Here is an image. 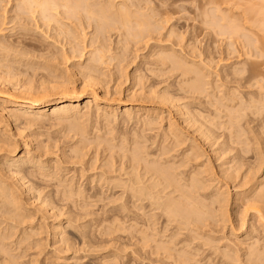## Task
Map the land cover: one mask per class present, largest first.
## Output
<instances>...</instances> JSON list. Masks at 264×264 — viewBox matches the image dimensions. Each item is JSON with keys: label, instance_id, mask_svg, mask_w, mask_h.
Segmentation results:
<instances>
[{"label": "rangeland", "instance_id": "1", "mask_svg": "<svg viewBox=\"0 0 264 264\" xmlns=\"http://www.w3.org/2000/svg\"><path fill=\"white\" fill-rule=\"evenodd\" d=\"M246 1H241L242 4H245L240 3L242 6L240 5L241 7L238 6V8L241 9L233 8V6H220V9H216V6L209 5L207 0H126L125 2L133 3L137 7L143 5L145 7L146 4L148 8L152 7L154 12L151 9L149 11L147 9L138 10V8L131 10L142 12L147 16L153 13L151 16L154 15V18H157L152 19V25L162 28V31L160 30L155 36L151 34L153 40L145 39L144 41H131L122 34L123 31L119 32L117 28L111 29V31L108 29L107 33L97 34L94 23H92L93 25L87 23L84 25L77 21L74 22L75 20H69L71 21L69 22L63 19L73 31L75 30L74 34L77 35L78 41L81 43L82 56L78 57V53L71 54L69 45L57 42L54 31V28L57 27L54 23H51L50 27L44 28L42 23L36 25L35 22L34 24L32 22L27 25L25 18L21 19V22L19 20V23L16 18L15 1L0 0V30H4L0 32V58L27 60L26 63L23 62V64H27L26 66L16 65L24 70L14 77L17 80L16 84L18 81H21L20 84L28 81L37 86L43 83L51 86L50 84L54 81L52 79L59 73L57 81L70 78L79 89L84 77L82 74L86 73L85 69L88 67L87 59L96 49L106 47L103 49L104 54L106 53L104 63L97 69L102 81V86L98 87L99 96L103 99L101 108L99 107L100 111L96 113L97 109L93 107L92 115L90 114L89 118L83 117L86 113L85 100L81 103V110L75 116L81 117L77 122L85 127V130H88L84 135L86 140H90V143H87L88 149H85L87 155L83 152L85 161L83 160L84 163L82 161L83 164L79 163L80 165L77 166L71 165L69 162L68 164L66 160V163L59 164L58 167L54 163L51 164L50 168H52L47 173L53 174L56 177L55 180L58 181H54L56 184L52 182V187L49 189L41 190V197L46 194L54 196V192H56L54 188L59 182L64 181L66 184H70L72 181L74 185L77 183V186L79 184L85 188L82 189L86 191L84 195L96 196L98 194L97 197L100 195L101 199L110 196L109 201L102 199V202L95 203V206L86 205L85 209L88 210H84V203L65 202L63 204V202L55 200L56 205L50 203L49 207L52 208L54 205L55 212H59L60 218L56 217L43 222L41 221L43 210L39 207L41 201L34 202L33 200L32 202L29 196L23 194V207L26 211L28 210L29 214H33L31 215L32 219L34 217L30 224L33 222V227H37L40 223H46L44 234L41 235L43 254L40 252V248L26 250L27 244H22L20 248L18 241L23 236L20 230L13 238L6 240L9 234L6 232L9 230L6 229V231L3 225L0 226V238L5 236V240L0 243L7 246H4V248H8L7 255L16 257L17 264H31L32 262L34 264H254L250 262V259L247 260L249 258L247 255L251 251L255 252L253 251L255 249L259 252L262 249L264 251V204H258L262 208L263 217H261L257 210L251 208L253 203L247 201L255 196L257 190H264V48H262L264 40L260 39L259 35L261 34L257 33L253 22L247 21L251 20V17L248 15L250 12L246 13L247 7L245 6L250 4H246L248 3ZM116 2L120 3L124 0H116ZM245 8L246 10H244ZM219 10L220 14L217 13ZM227 10L230 12H227V16H225ZM211 15H213V19H211ZM221 15L224 19H221ZM225 17H229V19ZM208 20L211 22L209 23ZM215 20L217 21L214 23ZM3 21L5 22L3 23ZM20 24L26 25V31L21 30ZM169 30L175 32L171 38ZM230 30L231 32H229ZM24 35H26V42L36 46L35 50L19 45L18 39L24 40L22 37ZM96 42L98 43L96 44ZM191 49L195 54L191 52ZM170 50H173L175 56L179 57L175 58L178 62L174 61L177 63L176 66L172 65V60L164 64L163 61L156 58L159 51L170 52ZM191 54L192 56H190ZM51 58L55 61H49ZM48 61L52 62L51 68ZM45 62H48L47 65ZM81 68L85 69L81 70ZM55 70H57L56 73ZM78 70H81L82 74ZM191 72L194 74L201 72L198 74L202 75V78L204 77L203 80L200 78L201 76L200 79L199 75L197 76L199 80H203V83L201 82L202 90L198 93L193 92L188 86L193 82L192 80H196L197 73L194 75ZM20 92L16 91L17 94ZM165 97L171 98L170 103L165 101ZM121 102L127 103L128 109H131L134 114L132 118L134 120L128 124L121 122L124 120V107L119 109L116 116L107 114L105 117L103 115L106 110L105 105L110 104L115 109L119 107V104L123 105ZM183 110L185 111L183 112ZM46 112L47 115L39 116L42 121L39 124L32 125V128L23 127L24 134L25 136L34 134V140L38 139L34 143L50 141L49 145L58 146L59 148H55L49 157L54 159L56 156H60L63 159V154L70 152L69 150L74 148L76 142L81 141L82 138L77 136L71 139L74 132L71 130L70 122L67 123L65 118L64 121L63 118L62 120L56 116L50 117L51 110H46ZM160 116H162V120L159 119ZM114 117L118 120L116 123L113 122ZM110 121L113 122V126L107 127ZM149 121L154 122L155 127L147 126ZM170 123L175 125L177 131L170 129ZM113 128L116 129L111 133ZM70 131L71 134L68 135ZM95 136L102 140L105 138L104 143L100 140L101 146L95 144L98 141ZM19 140L22 141L21 137ZM107 141L114 146L113 150L108 149ZM135 142L136 146H140L142 149H139L140 153L143 152L142 159L147 156L143 163L147 162V159L151 163L152 160H155V162H161L164 167H172L170 170L174 168L172 174L174 176L175 173L176 179L182 184L188 182L193 172H197V177L204 183L203 189L198 190V193L194 189H189V191L191 190L189 193L199 204L206 206V218L209 217L207 220L209 226L206 225L207 228H205L206 226L205 229L202 228L204 231L200 232L201 230H195L194 227H191V231L193 230L195 233L186 230L180 231L176 223L168 221L160 212L151 211L150 208L145 207V203L144 206V204L131 200L123 199L121 201L122 199L117 198L121 197V190L113 189L114 192H112L107 185L104 186L103 181L100 182L102 171H107L109 168L111 171L112 168V171L115 172L123 168L121 161L124 164L127 162L124 155L129 152ZM33 148H35L34 145ZM121 148L124 149V152L120 150ZM125 151L128 152L125 153ZM106 155L112 159L109 161L111 164L110 167H104L102 170ZM121 158L126 161L124 162ZM54 160L56 162V159ZM143 163H141L140 169L144 167ZM176 165L179 168L182 167L179 169ZM72 167H75L78 172H73ZM124 167L126 168L127 165ZM94 168L96 169L94 170ZM81 170H85L84 175ZM119 170L113 175L118 176ZM201 171L207 173L204 174ZM80 173L83 178H80L82 176ZM61 190L62 188L58 189V191ZM115 197L117 199V201L114 200L115 202L110 199ZM212 199L217 204H212ZM57 203L61 204L57 205ZM247 204L250 206H246ZM89 207L91 208L89 209ZM54 224L63 226V230L66 231L65 235L63 234L64 237L71 239L68 244L60 243L59 239L62 236L55 234ZM145 226L152 228L150 227L149 231ZM119 229L121 230L119 231ZM139 230L145 232L146 235L149 233L147 236L150 237H148L150 244H148L149 246L146 244L148 248L146 245V248L143 247ZM164 231L165 233H163ZM196 231L198 232L196 233ZM159 245L166 250L170 248L167 250L170 252H162L164 249H161L159 255L154 253L156 254L154 257L152 253ZM226 253L231 254V257L227 258ZM33 258L35 259L32 260ZM257 263L255 262V264Z\"/></svg>", "mask_w": 264, "mask_h": 264}, {"label": "bare ground", "instance_id": "2", "mask_svg": "<svg viewBox=\"0 0 264 264\" xmlns=\"http://www.w3.org/2000/svg\"><path fill=\"white\" fill-rule=\"evenodd\" d=\"M13 1H15V3H16L15 9L17 11V17L16 18L18 19V22H19V20L21 22V19L25 18L24 20H25V23H27V25H29L28 23H32V22H33V24L35 22L36 25L42 23L43 28L44 27H50L51 23H54L55 26L57 27V28H54V31L56 32L55 38H57V42H59L61 44L65 43V45H69L71 54L78 53L77 54L78 57L82 56L81 55L82 54L81 53L82 52L81 51L82 50L81 49V43H80V41H78L77 35L74 34L75 30L73 31V29H71L70 26L63 21V19L68 20V21L69 20H73V21L75 20L74 22L77 21L78 23H82L84 25H85V23H87V24L94 23L96 26V29H97L96 30L97 34L98 33L99 34L107 33L106 31H108V29H110L109 31H111V29L114 30L117 28V30L119 32L123 31L122 34L126 35V37H128L127 39H130L131 41H136V40L137 41L138 40L144 41L145 39L151 40L153 38V36H155V34L160 32V30L162 31L161 27L158 28V27H156V25L155 26L152 25V19L154 18V15H153V17L151 15L153 13L150 14V16H147V15L143 14L142 12L141 13H139L138 11L133 12V10H131L133 8L134 9L138 8V10L147 9L148 11H149V9H151V11L154 12L153 8L152 7L148 8L146 3H145L146 4L145 7H144V5L137 7V6H135V4L133 5V3L130 4L129 2L128 3L125 2L126 0H124V2H120V3L116 2V0H13ZM128 1H130V0H128ZM207 1H209V5H213V7L216 6V9H220V6H222V7L223 6H233V8L236 7L237 9H241V8H238V6L241 7L242 5H245V4H242V2H241L242 0H207ZM245 1L246 0H244V2ZM247 1H248V3H246V4H249V3L250 4L248 6H245V7H247V10H246V8L244 10H246V13L248 11V13L250 12L252 15L251 16L250 13L248 14L251 17V20L248 19L247 21L253 22V26L256 29L257 33L261 34V35H259V36H261V38L260 37L259 38L264 40V0H247ZM140 5H141V3H140ZM207 5H208V2L206 4V6ZM212 10L216 11L215 9H212ZM53 11H54V13H53ZM219 12H221V11L219 10L217 13H219ZM227 12H230V11L227 10L226 13L224 12L225 16H227L226 15ZM244 13H245V11H244ZM211 17L210 18L213 19V15H211ZM156 18H154V19H156ZM205 18H206V16H205ZM225 18L229 19V17H225ZM221 19H224L223 16ZM13 20H15V19H13ZM216 21L217 20H215L214 23ZM218 21H219V19H218ZM230 21H231V19H230ZM4 22L5 21H3V23ZM22 22H23V20H22ZM69 22H71V21H69ZM208 22H209V20H208ZM227 22H228V20H227ZM214 23H213V25H214ZM21 24H20L21 30L26 31V29H27L26 25H21ZM72 24H74V23H72ZM234 25H236V24L234 23ZM16 26H19V25H16ZM42 26H40V27H42ZM77 26H78V24H77ZM225 26L228 27V25H225ZM40 27H38V28H40ZM235 27H237V26H235ZM222 29H224V28H222ZM1 30H0V32L4 31V30L3 31H1ZM169 31H170L169 37L171 38L174 35L173 34L174 31L173 32L171 30H169ZM229 32H231V30ZM151 34H153V36H151ZM123 35H120V36H123ZM22 37L24 40H21V41H20V39H18L19 41L17 40L19 42L20 46L23 45L24 47H27V48L31 47L34 50L36 49L35 45H32V44L26 42V35H24ZM180 37H183V36H180ZM260 39H258V40H260ZM97 40H98V38H97ZM92 42H93V40H92ZM97 43L98 42H96V44ZM263 44H261V45H263ZM2 48H3V46H2ZM100 48H102V47H100ZM105 48H102V49L98 48L91 53L90 58L87 59V61L89 62L87 65L88 67L84 66V67H86V69L84 68L85 72H86V73L83 72L84 75L81 73L82 72L81 70H84L83 68H81L80 71L78 70V72L82 74V77L84 76L83 81H82V86L79 89L75 85V83L70 80V78H68V79L63 78L62 81H57L59 79V77H58L59 73L57 76H55L52 79L54 81H53V83L51 81V83L53 84V85L50 84L51 86L46 85L45 83L39 84V86H37V85H34L32 82H28V81H26V83L24 82L22 84L19 83L21 81H18L16 84L15 82L17 80L14 77L17 76L18 74H20L21 72H24V70H22L21 68H18L16 65L21 64V65L26 66L27 64L25 65V64H23V62H25V61L27 62V60H23V58H0V226L2 227L4 225L5 230L6 229L9 230V232H6L7 234L9 233L8 236L6 235L7 236L6 240L7 239L10 240L11 238H13L14 235L17 234V231H19V230L22 231V232L19 231L23 235L21 240L18 241L20 244V248H21L22 244H27L25 246L26 250H30V249L32 250V249L40 248V252H42L43 243H42L41 235L44 234L43 230H44V225L46 224V223L42 224L39 222L40 224H39V226H37L38 228L33 227V225H32L33 222L30 224L31 220H33L34 217L32 219L31 215H33V214H29L27 212L28 210L26 211V209L23 207V205H24V202L22 199L23 194L29 196L31 198V199L30 198L29 199L32 200V202H33V200H34V202L35 201H38V202L41 201L39 204V207L42 208V210H43V213H42L43 215L41 218L42 219L41 221H43V222L48 221V219L50 220V219L56 218V217L58 219V217H59L58 213L59 212L58 213L55 212L56 209L54 208V205L53 206L51 205L52 208L49 207L50 203H52V204L56 203V202L54 203L55 200H58L59 202H63V204H65V202H68V203L72 202L71 204L81 202L82 204L83 203L85 204L83 209L88 210V209H85L86 205L90 206L92 204V206H93L95 203L101 201L102 199L108 200L110 197V196L108 198L106 197V199H104V197H103L101 199V198H99V197H101L100 195H99V197H97L98 194L96 196H93L91 194L90 195L89 194L84 195V192H86V191H83L82 189H85V188H83L82 185L80 186L79 184L77 186V183L74 185L72 181L70 184H66L64 181L59 182V184L56 187L57 190H56V188H54L56 191V192H54V196L53 195L49 196L50 194L47 196V194H46L44 197L42 196L43 198L41 197V195H42L41 190L44 191L45 190L44 188L49 189L50 187H52V185H51L52 182L58 181V180H55L56 177L53 174H51V175H53V176H51L47 173L52 168V167L50 168L51 164L54 163L58 167L59 164L69 162L71 165L77 166V165H80L79 163H82V161L84 160V155L85 154L87 155V153H85L86 152L85 149L86 150L88 149L89 146L87 143H90L89 142L90 140L89 141H88V139L86 140L84 135H86L88 130H85L86 128L77 122L78 120L80 121L81 117L77 118L75 116L81 110V103L85 100H86V103H85L84 109H86V113L83 115V117L87 116L89 118L90 114L92 115L91 111H92L93 107H96V109H97L96 113H98L100 111L99 107L102 104L103 99L100 98V96H99V93H98L99 88L98 87L102 86L101 85L102 81L100 79V75H99L97 69L99 68L98 67L99 65L101 66L104 63V59H105L104 57H105L106 53L104 54L103 49H105ZM262 48H264V45ZM262 48H261V50H263ZM6 49H8V48L6 47ZM9 49H10V47H9ZM192 51L193 50L191 49V52ZM192 53H194V52H192ZM259 53L261 54V52H259ZM156 56H157L156 58L160 59L161 62L163 61L164 64L167 63L168 61H171V60L173 62L174 61L177 62L175 58H179L178 56H175V52H173V50H170V52L169 51H167V52H163V51L160 52L159 51ZM190 56H192V54ZM261 57L262 56L260 55V58ZM61 59H64V58H61ZM67 59H70V58H67ZM81 59L82 58L80 57V60ZM49 61L54 62L55 59L51 58V60H49ZM48 62H45V64ZM173 62H172V65H175L178 63V62L177 63H175V62L173 63ZM51 63L49 62V64H48L50 66V68H51V66H53ZM28 66H29V64H28ZM40 69H42V68H40ZM58 70H60V69L58 68ZM56 71L57 70H55V73H56ZM188 71H189V69H188ZM193 72H191V73L194 74ZM62 73H63V71H62ZM198 73L200 74L201 72H198ZM198 73L196 74V80L195 79L192 80L193 82L190 83L191 85L190 84L188 85L189 88H191V90L193 92H197V93L202 90L201 89L202 88L201 82L204 80V77L202 78V75H199ZM197 76H198V78L201 76L200 78H202L203 80L202 81L199 80L200 78L198 79ZM225 79H227V78H225ZM46 83L48 84V81ZM19 85H21L20 88H18ZM16 91L17 92L21 91L20 92L21 95L17 94ZM164 95H166V94H164ZM169 97L164 98L165 101L166 100L168 101V103H170L169 101L171 100V98H169ZM121 103H123V102H121ZM172 103H173V101H172ZM118 106H119L118 108L114 109L110 104L105 105L106 110H105V112H103V115L105 117L107 114L112 115V116L113 115L116 116L119 112V109L121 107H124L125 108L124 114H123L124 120H122L121 122L128 124V122H131V120H134V119H132L134 114H133V112H131V109H128L127 103H123V105L119 104ZM180 109L182 111V108H180ZM183 109H185V108H183ZM46 110L52 111L50 113V117L56 116L59 119L65 118L67 123L70 122L69 124L72 125L71 130L74 132V136L70 137L71 139H74L77 136H79V138L80 137L82 138L81 141L76 142L77 143V144H75L76 146L73 145V146H75L74 148H72L70 146L72 149L69 150L70 152L67 151L68 155L66 153H64L65 151L62 152V153H64L62 156V157H64L63 158L64 161H62L63 159H61L60 156H56V155H55L56 157L54 156L55 157L54 159H56V162H54L55 160L52 157H49L50 153H53L55 151V148L57 149L58 146L55 145L56 147H54V145L53 146L49 145L50 141L49 142L47 141V142H41V143H34V142H37L38 139H37V137H35L37 140H34V136H33L34 134L33 133H32L33 135L26 134V136L24 134L25 129L23 127H26V128L31 127L32 128V125L39 124L40 122H42L39 116L47 115ZM258 110H260V108H258ZM184 111L185 110H183V112ZM185 113H187V112H185ZM185 113H184V115H186ZM112 116H110V117H112ZM161 117L162 116H160L159 119H161ZM181 117H182V115H181ZM186 117H187V115H186ZM107 118L109 119V117H107ZM65 119H64V121H65ZM62 120H60V121H62ZM97 120H99V118ZM116 120L117 119L115 118L113 122L116 123ZM113 122H111V121L108 122L107 127L112 125ZM149 122H148L147 126H152L154 124V122H150V123ZM187 122H190V121H187ZM153 126L155 127V125H153ZM31 128H29V129H31ZM204 128H205V126H204ZM115 129L113 128V130H111L110 132L113 133V131ZM170 129L177 131V129L173 123H170ZM111 133H109V134L111 135ZM70 134H71V131L68 135H70ZM32 136H33V138H32ZM105 136H106V134H105ZM20 137L22 139L21 142L19 140ZM95 137H97V136H95ZM103 137H104V135H103ZM97 138H98V141L97 142L94 141V142L98 146H101V143L102 142L104 143L105 138H103V140H102V138L99 139L100 137H97ZM84 139L86 140V142ZM110 144L107 141L106 146L109 147L108 148L109 150H113L114 146H112ZM136 144L137 143L135 142V144L132 145L130 150L126 148L127 150H129V152L125 151V153L128 152L129 155H127L128 153L126 154L127 156L124 155V159H127V162H126L127 164L126 163L124 164L123 161H121L124 169L123 168L122 169L120 168L121 170L118 169L120 172L118 176L117 175L114 176L115 175L114 173L118 172V170L115 172L112 171V168H111V171L109 170L110 168L107 171L104 170V167L108 168V166L111 164V162H109V161H111L112 159L110 157H108V155H106L107 157H105V158L103 157L104 158V164L101 168L104 171H102V174L100 173L101 174L100 178H99L100 182L103 181L104 186L107 185L108 189L112 190V192H114L113 189L121 190V193H122L120 195L121 197H117L120 200L122 199L121 201H123V199H126V200H131L132 202H137V203L139 202L141 204L145 203L146 206H145V204H144V206L146 208H150L151 211L160 212L161 215H163L164 217H166L168 219V221L176 223V226L178 229H180V231L186 230L187 232L188 231L193 232V230L191 231V227H194L195 230H198V231L201 230L200 232L204 231V230H202V228L205 229L209 226L207 223V220L209 219V217L206 218L207 217V214L205 211L206 206L199 204V202H197L195 200V198H193V196H191L192 194L189 193L192 189L197 191V193H198V190L203 189L202 187H203L204 183H202L201 179H199L197 177V172L196 173L193 172L192 176L189 177L190 179L188 180V182L186 181L185 184H182L176 179L175 173H174L175 171L173 172L174 173V176H173L172 170L174 168L172 170H170L172 167H164L163 164L161 165V162L158 163V161L155 162V160L154 161L152 160V163H151V161L148 162L149 161L148 159H147V162H144V163H146L144 165L143 160L145 161L146 159H144V158H147V156L142 159L141 154L143 152L141 151L142 153H140V150H142V149L140 146H139L140 148L138 146H136ZM33 145L35 148H33ZM122 148L120 149L121 151L124 150V149L122 150ZM19 150H22V151L19 152ZM103 151H105V150H103ZM83 152L85 154H83ZM56 153H58V152H56ZM56 153H54V154H56ZM125 153H123V154H125ZM187 157H189V156H187ZM68 159H69V161H68ZM121 159L124 160L123 158H121ZM65 160H66V162H65ZM84 161H83V163H84ZM125 161L126 160H124V162ZM161 161H162V159H161ZM141 163H143L144 167L142 166L143 168L140 169ZM162 163H164V162H162ZM113 164H114V161H113ZM124 165L125 166L127 165V167L125 168ZM181 165H183V164H181ZM177 166L178 165H176V167ZM75 167L74 168L72 167L73 172L77 173L78 170ZM90 168H92V167H90ZM177 168H179V167H177ZM95 169L96 168H94V170ZM127 170H128V172H126ZM88 171H86V172H88ZM84 172H85V170H81L82 174ZM121 172H124V173L121 174ZM201 172H203V171H201ZM203 173L205 174L207 172L204 171ZM83 175L80 178H83ZM124 175L126 176V178ZM54 183L56 184V182H54ZM37 185H39V186H37ZM61 188H62V190L58 191V189L60 190ZM189 189H191V190L189 191ZM263 192H264V190L263 191L261 189L257 190L255 196H252L253 198H250L249 201H247L249 203H253V205L251 204V208L257 210V213L261 217H263L262 216L263 213L261 212L262 208L258 204H264V193ZM59 194L61 195L60 197H59ZM57 197L60 199H58ZM112 198H110V199L113 201L116 199V197L114 199H112ZM212 200H213L212 204L215 203L214 199H212ZM115 201H117V199ZM215 201L217 202L218 198ZM219 202H220V200H219ZM58 204H61V203H57V205ZM215 204H217V203H215ZM248 205L249 204H247L246 206H248ZM90 208L91 207H89V209ZM249 209H250V207H249ZM39 211L40 210L38 209V212ZM60 212H62V211H60ZM35 215H36V213H35ZM88 215H89V213H88ZM91 215H92V213H91ZM156 215H154V217ZM81 217H83V216H81ZM79 218H80V216H79ZM53 220H56V219H53ZM78 221H80V220H78ZM117 221H118V219H117ZM167 224H166V226H167ZM206 225H208V226H206ZM68 226H70V225H68ZM53 227H54L55 234L57 233V235L62 236L61 238L59 237L60 243L61 242L63 244L65 243V245L68 244V242L71 239H66L64 237V235H65L64 232H66V231L63 230V226L61 224H59V225L54 224ZM145 227H147V226H145ZM150 227H147V230L149 229V231H150L151 230ZM67 229H68V227H67ZM120 230L121 229H119V231ZM0 231H1V229H0ZM124 231H126V230H124ZM165 231L163 233H165ZM198 231H196V233ZM113 232H115V231H113ZM4 233H5V231H4ZM116 233H114V234H116ZM147 233H148V231H147ZM193 233H195V232H193ZM139 234H140V237H142L140 239L143 242V245H144L143 247H145L146 244L147 245L150 244L149 243L150 237L147 236L149 233L146 235L145 232L140 231ZM1 236H3V235L1 234ZM4 237L5 236L0 238V242L5 240ZM71 237H73V236H71ZM3 244L4 243H2V244L0 243V264H17V262H15V259H17V258L13 257V256L10 257V255H7L6 250L8 248L7 249L4 248V246H6V245H3ZM69 245H71V244H69ZM147 245H146V247H147ZM157 247L158 248H156V251L155 252L153 251V253H152L154 255V257L156 254L159 255L160 252L164 249V247L161 245H159ZM159 247H161V248H159ZM165 248H166V246H165ZM169 249L170 248H167V250H169ZM165 250L166 249H164L162 252L167 253L168 251L167 250L165 251ZM253 251H255V252L252 253V251H251V253H248L249 255H247V256H249V258L247 260L250 259L251 260L250 262L254 263V264H255V262L256 263L258 262L257 264H264V251H263V249L261 250V252H259V250H257V249H255ZM35 252H37V251H35ZM154 253H156V254H154ZM34 254H36V253H34ZM42 254H43V252H42ZM145 254H147V253H145ZM227 254L228 253H226L227 258L231 257V254L230 255L229 254L227 255ZM236 254H238V253H236ZM38 255H41V254L38 253ZM166 255L169 256L168 254H166ZM34 259L35 258H33L32 260H34ZM232 259H234V258L232 257ZM232 259H231V261H232ZM227 260H229V259H227Z\"/></svg>", "mask_w": 264, "mask_h": 264}]
</instances>
